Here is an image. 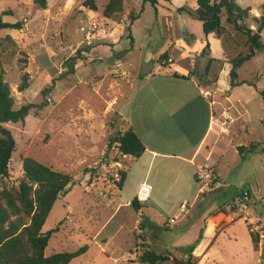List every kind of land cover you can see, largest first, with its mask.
<instances>
[{
    "label": "rangeland",
    "instance_id": "obj_1",
    "mask_svg": "<svg viewBox=\"0 0 264 264\" xmlns=\"http://www.w3.org/2000/svg\"><path fill=\"white\" fill-rule=\"evenodd\" d=\"M85 1L48 0L46 9L42 10L34 0H0L3 22H24L21 31L0 32V72L10 88L13 109L47 102L44 108L31 110L23 123L3 125L13 135L16 147L9 163V177L0 179V189L18 185L24 157H31L73 179L82 176L84 169H90L93 177L100 175L104 183L120 184L121 171L116 179L117 170L112 164L118 156L112 146L108 149L106 146L111 138L125 132L120 126L118 112H122L123 106L125 112L130 109L129 99L124 100L126 87L154 63L170 67L175 58L170 45L174 39H168L166 32H181L187 27L175 13L156 17L150 4H144L143 0H124L123 13L115 20L106 19L102 14L109 0H94L96 12L84 7ZM194 4L195 0H189L186 6L195 8ZM237 4L243 9L251 8L252 13L259 11L260 15L259 5L264 4V0H237ZM141 8L143 13H140ZM131 15L137 18L135 22L131 23ZM224 26L232 31L230 26L225 23ZM225 36L224 46L227 45ZM262 39L264 41V31ZM182 46H185L184 40ZM162 55H166V59L161 58ZM254 70L255 66L245 65L241 69V78L249 80ZM24 75L29 77V86L19 92L18 86ZM228 84L229 77L225 76L220 86ZM245 106L247 118L233 124L231 134L222 135L214 145L212 160L218 162L223 188L205 192L195 201L193 198L199 186L190 175L183 179V186L175 191L173 198L163 199V211L152 207L150 202L143 205L153 209L154 213H148L146 217L157 219L160 228L144 233L141 227L133 229L132 214L122 225L127 211L133 213L132 208L122 209V204L126 199L130 202L135 199L144 169L134 168L127 174L120 190L107 196L110 202L105 200V205L111 210L102 206L103 198L97 196L99 192L90 190L88 183L73 186L55 203L42 228V233H46L61 222L60 231L52 236L45 255L74 253L86 248L85 253L71 264H142L139 259L146 251L180 259L202 236L206 218L222 213L231 225L226 229L219 227L221 232L211 238L209 224L205 238H211L212 245L203 260L196 263L192 259L191 262L264 264V244L259 243L254 249L243 214L234 215L226 210L229 205H224L236 198L244 186L243 180L248 182L254 176L257 186L249 191L248 205L253 221L259 226L264 224V104L261 96L255 95ZM246 129L249 132L246 133ZM231 142L235 145L251 142L257 151L259 147L261 151L242 158ZM100 147L107 151L106 157L89 168ZM102 181H97L100 188ZM85 186L87 192H83ZM185 198L189 206H194L187 215L185 210H180ZM252 199L257 203H251ZM117 205L121 209L114 213ZM110 216L115 219L107 222V228L100 232V238L94 243L93 234ZM170 219L175 222L167 226ZM142 225L146 226V221ZM103 239H106L105 243L101 242Z\"/></svg>",
    "mask_w": 264,
    "mask_h": 264
},
{
    "label": "crops",
    "instance_id": "obj_2",
    "mask_svg": "<svg viewBox=\"0 0 264 264\" xmlns=\"http://www.w3.org/2000/svg\"><path fill=\"white\" fill-rule=\"evenodd\" d=\"M188 1L172 0L171 7L169 8L172 10L163 9L157 17L168 16L173 13L177 14L175 10L182 7H186L191 11L196 10V0L194 4L195 8L186 6ZM215 1L212 0V2ZM248 9L251 10V16H259V11L252 13V9ZM177 15L182 18L187 30L174 33L166 32L168 39H174L170 43L174 49V62L170 67L166 68L154 63L146 77L141 76L142 78H140L139 76L133 82L131 81L126 87V92H124L126 93L124 100L128 101L129 99L128 105L130 109L125 112L123 106L122 112H118V116L121 118L120 126H123L125 131L132 129L145 148L144 153L139 158L126 156V158L122 159L123 170L121 172L125 174L126 178L127 174H130L134 168L139 167L144 169L145 174L139 187L142 184H147L151 187L150 198L146 203L150 202L152 207H156L160 211H163V199L173 198L172 196L175 191L183 186V179H188L191 175L197 184L196 171L198 167L210 168L217 177L218 182L209 188L206 194L216 192V190L225 186L222 183L223 179L218 168V162L212 160L214 145L222 138V135L229 136L231 134L233 124L244 121L243 119L247 118L248 111L245 105L250 102L251 98L255 95H260L263 98L262 94H264V49L257 52L249 62L245 63L238 70L237 87L231 89L230 83L225 87L220 86L225 76L229 77L231 66L228 62L238 54L246 53V38L242 39L240 37L242 35L234 32L233 29L232 31H228L224 26L223 19L222 26L224 30L222 35L219 38L215 34L205 37L200 30L199 24L193 21L187 14ZM251 28L254 30V27ZM263 31H261V37ZM223 36H225L227 42L225 46ZM227 39L229 40L227 41ZM183 40L185 46H182ZM262 42L264 44L263 39ZM207 44L208 48L206 47ZM169 60L172 61L171 58ZM209 60H214L215 62L209 66L208 72L205 74ZM245 65L255 66L253 75L249 80L241 78V69ZM206 93H209L210 96L206 97ZM223 113L233 120L226 130L222 127ZM245 128L248 127L246 126ZM245 132H249V129H246ZM103 140L102 143H104ZM212 141L214 142L212 143ZM231 144L237 151L238 147H247L251 142L247 145H235L234 142H231ZM102 145L104 146V144ZM259 151H261L260 147L257 152ZM106 152L100 147L99 154L96 155L88 167H93L100 162L102 157H106ZM81 175L77 178L79 180L78 186L82 185V183L84 185L88 183L90 190L94 189V191L99 192L97 196L101 200L103 198V202H101L102 206L105 209L111 210L109 206L108 208L105 205V200L110 202L107 196L110 197L112 193L118 192L120 186L110 184L109 182L104 183L100 175L92 181H90L89 174L85 176ZM99 180L102 181L100 183L102 185L101 188L97 186L99 184L97 181ZM246 183L248 182L243 180V184L245 185ZM121 185L123 186V183ZM188 189H191V186L188 185ZM86 190L87 187L85 186L83 192ZM240 190L236 198L232 199L229 204L224 205H230L240 199ZM204 194H201L198 189L193 199L197 201ZM250 201L254 204L257 203L256 199ZM146 203L140 204L141 208L135 211L130 206V201L126 199L125 204H122V209L132 208L133 213L127 211V214L122 218V225L125 221L129 220L128 215L132 214L133 229L138 230L142 222L146 221L147 225L142 228L144 233L149 229L158 231L160 228L157 219L153 218L154 220H151L146 217L148 213H154L153 209L149 206H143ZM184 205L187 215L194 206H189L186 198L180 205V210H182V206ZM120 209V205H117L114 213L118 212V210L120 211ZM111 218L112 216L101 225L98 232L93 234L92 239L95 241L94 243L100 238L102 234L100 232H103L107 228L106 224L108 221H111ZM114 219L115 217L112 218V220ZM226 220L227 216L222 213L206 218L202 236L200 235L201 238H198V245L192 253V259L196 263H199L207 255L212 245L211 238L214 235L216 237L222 229H226V227L231 225ZM209 224L211 238L206 239L205 235ZM219 227L223 228L218 231ZM191 230L193 228H190ZM101 242L105 243L106 239H103ZM182 244L190 245V243ZM180 259H186L185 255H181Z\"/></svg>",
    "mask_w": 264,
    "mask_h": 264
},
{
    "label": "trees",
    "instance_id": "obj_3",
    "mask_svg": "<svg viewBox=\"0 0 264 264\" xmlns=\"http://www.w3.org/2000/svg\"><path fill=\"white\" fill-rule=\"evenodd\" d=\"M47 1L34 0V4L45 10ZM171 1L143 0V3H149L157 17L163 9L172 10L169 9ZM196 5L197 8L194 11L182 7L176 9L175 12L179 15L185 13L193 21L197 22L205 37L215 34L219 38L224 30L222 26L223 19L224 23L232 27L234 32L246 38V53L238 54L228 62L231 66L229 83L230 88L233 89L238 86V70L249 62L257 52L264 49L261 37V31L264 30V5L260 6L261 13L258 17L251 16L250 9L239 7L236 0H216L215 2H212V0H196ZM83 6L91 11H97L94 0L85 1ZM123 10L124 0H109L102 14L106 19L115 20L123 13ZM140 13H143V8H141ZM1 16L0 32L6 30L21 31L23 29L24 22H3ZM136 20V17L130 16L131 23ZM248 21L252 24L249 25ZM252 26H255L256 29L253 30ZM132 40L130 38L131 44L133 43ZM206 47L208 48V44ZM161 58L166 59V55H162ZM213 62L215 61H208L205 74H207L209 66ZM140 78H142L141 75ZM28 81V75H24L21 78L18 86L19 92H24L28 89ZM262 96L264 104V94ZM46 105L47 102L44 101L37 106L24 105L18 110H14L10 88L3 80V73L0 72V179L9 177V163L16 147L13 135L3 125L23 123L31 110H40ZM114 143L118 144L117 149L122 155L132 158H139L145 151L143 144L132 129H128L115 138H111L107 144V149L111 148ZM255 146V144H251L247 147H238L237 152L242 158H245L247 154H253L257 151ZM262 152H264V149ZM21 169L22 178L16 187L11 189L3 187L0 189V264H69L72 260L84 254L86 248H81L74 253L60 252L46 257L45 251L50 239L54 234L58 233L61 222L56 228L46 233H42V228L58 199L64 197L73 186L78 185L79 180L73 179L66 173L54 170L31 157L22 159ZM82 174L84 176L89 174L90 181L97 178L93 177L90 169H84ZM120 178L119 186L125 180L123 172L120 173ZM217 182L216 178L214 185ZM245 197L249 199V193ZM244 198L240 197V199ZM130 206L135 211L141 208L136 199L130 202ZM140 227L144 228L142 225ZM250 238L254 249H256L259 244L258 236L250 233ZM143 242H145L144 239ZM198 242H195L186 250L184 253L186 259L173 258L171 262L173 264H195L191 260L193 258V250L198 245ZM139 260L142 264H159L170 261L167 256L157 255L151 251L144 252Z\"/></svg>",
    "mask_w": 264,
    "mask_h": 264
},
{
    "label": "built area",
    "instance_id": "obj_4",
    "mask_svg": "<svg viewBox=\"0 0 264 264\" xmlns=\"http://www.w3.org/2000/svg\"><path fill=\"white\" fill-rule=\"evenodd\" d=\"M169 63H171V60H168ZM209 93H206V97H209ZM222 127L224 130L228 128V126L233 122L232 118L227 116L225 113L222 114ZM118 144L114 143L112 145V150L115 152V154L118 156L117 161H112L113 167L117 170L114 177L118 179L119 177V171L123 170L122 165V159L126 158L125 155H122L118 149ZM216 175L214 172L208 168V167H198L196 171V181L199 186V190L201 194H204L211 186L214 185L216 181ZM118 181V180H117ZM151 194V187L147 184L140 185L137 194H136V201L139 204L146 203ZM185 209V205L182 206V210ZM227 211H232L234 215H241L242 219L246 221L248 224V231L251 234L257 235L259 239V243L264 244V224L262 226H259L254 220V217H252L250 213V206L248 205V197H245L244 199H238L237 201L233 202L231 205L226 207ZM251 216V217H250ZM175 220L170 219L167 222V226L174 224Z\"/></svg>",
    "mask_w": 264,
    "mask_h": 264
},
{
    "label": "water",
    "instance_id": "obj_5",
    "mask_svg": "<svg viewBox=\"0 0 264 264\" xmlns=\"http://www.w3.org/2000/svg\"><path fill=\"white\" fill-rule=\"evenodd\" d=\"M260 33V31H259ZM150 72V68L144 69L141 72V76L146 77ZM256 180L254 178V176L248 181V183H246L240 190V197L244 198L245 196L248 195L250 190H253L254 188H256Z\"/></svg>",
    "mask_w": 264,
    "mask_h": 264
}]
</instances>
